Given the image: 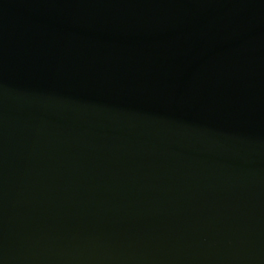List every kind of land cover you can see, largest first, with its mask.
Instances as JSON below:
<instances>
[{
	"label": "water",
	"instance_id": "95a60500",
	"mask_svg": "<svg viewBox=\"0 0 264 264\" xmlns=\"http://www.w3.org/2000/svg\"><path fill=\"white\" fill-rule=\"evenodd\" d=\"M0 264H264V0H0Z\"/></svg>",
	"mask_w": 264,
	"mask_h": 264
}]
</instances>
